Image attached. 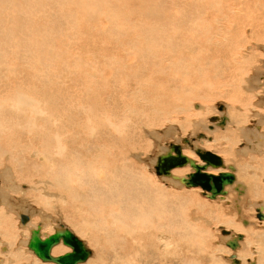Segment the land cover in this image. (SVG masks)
I'll list each match as a JSON object with an SVG mask.
<instances>
[{"label": "bare ground", "instance_id": "1", "mask_svg": "<svg viewBox=\"0 0 264 264\" xmlns=\"http://www.w3.org/2000/svg\"><path fill=\"white\" fill-rule=\"evenodd\" d=\"M256 46L264 51V0H0V248L4 243L8 250L0 255L2 264H57L33 253L41 263L24 249L32 230L45 239L65 227L49 223L44 212L42 223L30 219L19 228L12 213L32 196L45 209L60 211L75 234L66 228L83 238L90 255L77 264H225L218 254L231 251L219 252L208 229L218 223L222 244L240 247L226 255L230 264H243L237 259L247 257L249 246L256 249L249 264H264V228L245 219L242 228L215 207L219 201H190L196 186L187 162L175 170L156 168L173 146L202 164L193 154L200 146L191 143L190 151L171 143L150 162L144 138L154 137L148 130L168 123L173 113L184 114L192 100L201 102L198 118L215 94L240 106L251 97L263 104ZM210 118L217 120L216 132L202 138L226 146L203 143L223 152L214 154L223 166L205 171L215 178L203 197L237 206L246 196L239 195L230 171L239 166L244 173L261 172L264 161L254 164L240 155L243 150H232L235 135L250 132L240 125L242 117L240 123L230 118L226 128L224 117ZM183 121L185 129L189 119ZM255 124L258 134L264 115ZM200 139L198 134L191 141ZM235 156L239 162L229 163ZM183 171L188 173L180 178ZM224 174L229 181L219 184ZM178 181L189 192L170 187ZM19 215L24 224L30 217L28 211ZM64 252L72 248L59 241L50 255Z\"/></svg>", "mask_w": 264, "mask_h": 264}, {"label": "rangeland", "instance_id": "2", "mask_svg": "<svg viewBox=\"0 0 264 264\" xmlns=\"http://www.w3.org/2000/svg\"><path fill=\"white\" fill-rule=\"evenodd\" d=\"M256 50H257L256 53L259 54V56H258L259 59H257V62L259 63L258 65L260 66V70H258V72H262V75L258 76V81L260 82V81H262V78L264 75V51H263V49L258 48V47L256 48ZM251 71L254 72L253 70H251ZM262 88L264 89V86ZM251 98L253 99V101ZM251 98H250L251 102L249 101L251 104L248 102V103L244 104L243 106H240L237 103L231 104L228 100H223L215 94L210 98L211 100L209 101V111L205 107L201 108L203 114L200 118H198V115H197L198 110L200 109V108H198V106L201 105L200 100L196 99L195 101L194 100L189 101L187 111L184 114L173 113V117L170 118V121L168 123L165 122V123L154 125L152 128H150L148 130L149 132L152 133V135L154 137H151L147 134L146 135L144 134V136H145L144 138L146 139V141L149 140L148 142L151 145L150 148L146 149V153H148L147 155H148V158L150 159L148 161L155 162L156 158L158 157L157 154H159L161 151L162 152L166 151L168 145L171 143H177V144L183 145L182 147L184 149L186 148L187 150L190 149V151H193L190 148V144L192 143L193 145H197V146L199 145L205 151H209V152L212 151L211 153H213V154L223 155V152L221 151L222 153H220V150L218 148H216V147H218V143H219L218 141L212 140L213 142H215V143H213L212 141H209L208 138H207V140H205V138H202V137L200 140H195L194 142L191 140L194 139L196 137V135H198V134H204V135L207 134L208 137L213 138V133L216 132L215 129L218 125L216 124L217 120H215L213 122L209 121L211 119L210 117H217V119L219 120V118H221V117L225 118V114H224L225 112H228V114L230 116L229 119L230 118H236L239 120V123L242 121L240 123V125L247 126L250 130V132H248L244 135L241 133H239L238 135H235V137H237L236 139H238V140H236V144L234 145V147H232V150H236V153H237V149H239L240 151L243 150L242 151L243 154H240V155L243 158L245 157L244 155H247V158H249V161L254 162V164L256 161H258V162L264 161V124H262L261 131H260V133H258L259 135L254 132L255 130H258V128H259L255 124L257 122V115L258 114L264 115V109H263L264 103L262 101L263 104L259 103V105H258L256 103L257 98L256 97H251ZM219 105H223L222 111L218 110ZM202 106H204V104ZM261 110H262V112H260ZM208 112H212L213 114L207 115L206 113H208ZM185 118L189 119V121L186 124L187 125L186 128L182 129L181 124H184L183 120ZM228 120H226V118H225V120H224L225 122L222 125L223 127L226 128V121H228ZM196 122H200V125L195 124ZM206 124H207V126H212V129L209 130V129L203 128V127H206ZM258 125H260V123H258ZM221 130H217V131H221ZM247 135H248V137L243 138L244 136H247ZM148 136H149V138H148ZM202 140H203V142H202ZM252 141H255V142H252ZM203 143H208V144L211 143L213 145L216 144L217 146L214 149H207L208 147L204 146ZM252 143H255L256 147L258 148L257 150H256V148H255V150L250 149V144H252ZM220 144L222 145V147L226 146V144H224V142L223 143L220 142L219 145ZM193 154L196 156L195 153H193ZM249 156H251V158ZM236 158L238 160L240 159V157L235 156L234 160H233V157H231V159H229L228 162L229 163H230V161L239 162ZM196 159H197V161H200L198 156H196ZM155 164H153L152 166H154ZM178 168H181V167H178ZM237 168L238 169H236L235 171H230V172H232L235 176V181L233 182L234 186H239V187L241 186V192L239 195L246 196V199L244 198V200L241 201L242 203L239 202V204L236 206L235 203L228 205L224 201L221 202V200L218 199L219 197L216 198L218 200L208 199L207 198L208 195H204L205 197H203L204 191L200 187H196L195 189L190 190V192H191L190 195L192 196V198H191L192 200L190 199V201L198 200V202H201L200 198H202L204 200L206 198L208 201H210V202L212 201V203L214 201H219V207L216 205H215V207L222 209L223 215L225 217L230 218L232 216V219L233 220L236 219L235 220L236 223L239 224L242 228H244L245 225L240 224L241 223L240 220L245 219V222H247L246 223L247 225H252L256 229H258V228L262 229V228H264V218L262 220H260V219H258V215L262 214L264 216V166H263V171H261V172H255V171L249 170L248 172L244 173V171L242 169H239V166H237ZM175 169H173V170H175ZM189 169H190V167H189ZM152 173L156 177L163 178V177L157 175L154 170ZM187 173L188 172L183 171V173L179 175L180 178L185 177V175ZM237 176H238V178H237ZM165 178H167V177H165ZM168 179H169V181H171L170 178H168ZM0 181H1L0 187L3 188V185H2L3 183H2L1 178H0ZM178 182L180 183V184L177 183L178 187L174 186L173 184H171L170 187L175 192H178V191L183 192L184 190L189 192V188L187 186L182 184L180 181H178ZM254 183L258 184V186H255ZM165 185L168 186V184H165ZM27 186H29L27 183H22L21 188L22 189L28 188ZM256 192H257V194H256ZM233 193L236 194L234 199H237L239 197L238 189L235 188L233 190ZM187 195H189V193H187ZM15 196H19V194L15 195ZM220 203H223V204L220 205ZM24 204H26V207L24 206V208L16 210V212L18 213L17 215L12 213V216H14L16 218L17 226L19 228H24L26 225H28V223L30 222V219H31V222L33 221V223H35V224L42 223V221H41L42 217L41 216H43L44 212H47L49 214L48 215L46 213V215L48 216L49 223H54V226L57 224H59V225L63 224L68 229L71 228V226L70 227L68 226L69 222L64 219V217L61 213H59L60 211H58L57 213H54V212H51L50 210L45 209L44 207H42L41 203H38V201H36L34 199L33 196H32V199L28 198L27 202ZM35 204H36V206H35ZM29 206H30V208H29ZM223 208H225V209H223ZM230 208H231V210H230ZM188 209H189L188 211L191 215H193L197 212L195 210V208H192V209L188 208ZM24 211L25 212L28 211V215L30 216L25 224H24V222H21L22 218H20V215H19V213H22V212L24 213ZM188 211H187V215L189 214ZM226 212H227V214L225 215ZM231 212L233 214H231ZM39 214H40V216H39ZM227 215H229V216H227ZM201 217H202V221L206 220L203 214H201ZM44 218H45V216H44ZM61 219H62V221H61ZM223 226L226 227L225 225H223ZM221 227H222V225H220V223L213 224L211 226V228L208 226V229L211 230V232L214 234V235L212 234L213 235L212 239L214 238L213 241L216 240L215 242H213V244H214L213 246L218 248L219 252H220V249H219L220 247L223 250L227 249V250H230L231 252L238 251L240 249V247L236 248L235 250H232L231 248H229L227 246V244L226 245L222 244L223 241L218 238V235L220 237L224 236V234L222 233L223 229L220 230ZM226 229H229V228L226 227ZM70 230H72L73 234H75V231L73 228H71ZM229 231L231 232V229H229ZM235 232L237 234H239L240 236H242V238L246 236L245 232H241V231H235ZM77 237L80 240H83V238L79 237L78 235H77ZM228 241H231V239H228L227 242ZM241 242H243V241L241 240ZM2 246H3V248H0V252H1L0 255L4 256L5 253L8 252V250L4 248V246H5L4 243L2 244ZM242 247H244V248H241V249L244 250L245 249L244 244L242 245ZM249 247H248V250L249 249L250 250H249V253L247 252V255H246L247 257L246 258L242 257L241 259L238 258L237 260H239V262H243V264H249V261L255 260L256 249L254 248V246H249ZM24 249L27 252H30L34 256V258H36L39 262H41L40 259L35 257L33 252L27 248L26 241H25ZM246 250H247V248H246ZM230 253H227V251L226 252L224 251V252H220L218 255L219 256L221 255V259H222V261L224 260L225 264H230L229 260H227V257H226V255L230 254ZM91 256L88 259H90ZM248 257H249V259H248ZM0 262H1V259H0ZM26 262H29V261H22V263H20V264H28ZM2 263H3V261L1 262V264ZM41 263H43V262H41ZM51 264H54V263H51Z\"/></svg>", "mask_w": 264, "mask_h": 264}, {"label": "water", "instance_id": "3", "mask_svg": "<svg viewBox=\"0 0 264 264\" xmlns=\"http://www.w3.org/2000/svg\"><path fill=\"white\" fill-rule=\"evenodd\" d=\"M214 118L215 117H213V119ZM199 136L203 137L204 135L199 134ZM181 152L182 151L177 149L175 146L171 148L168 147V150L163 155L161 154L158 157V165L156 168H160L162 170H168L171 168L174 169V167L184 165L185 162H187L194 170V172L190 173L192 185L200 187L204 191H210V181L215 177L212 173H206L205 171L208 167L214 169L218 166H223L221 159L209 151L195 148L194 152L198 155L202 162V164H199L195 161L189 160V158L184 156ZM222 177L224 178L222 179ZM217 178L219 179V184H226L229 181L228 174H224L223 176L220 175ZM39 231V229L31 231L27 247L42 261H52L57 264H77L86 260V258L90 255V251L85 248L82 241L78 240L66 227L61 226L45 239L40 237ZM59 241H62L64 245L71 247L72 252L65 253L58 257H53L50 255V250L52 246Z\"/></svg>", "mask_w": 264, "mask_h": 264}]
</instances>
